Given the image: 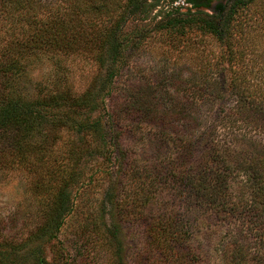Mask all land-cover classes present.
<instances>
[{"label": "trees", "instance_id": "16d2710c", "mask_svg": "<svg viewBox=\"0 0 264 264\" xmlns=\"http://www.w3.org/2000/svg\"><path fill=\"white\" fill-rule=\"evenodd\" d=\"M150 1L162 0H0V20L12 24L4 33L10 38L0 41V158L6 154L11 162L23 168L30 165V170L40 179L35 193L51 198L47 205L38 203L40 223L31 234L38 237V245L24 250L26 257L35 259V264H48L43 256L44 248L58 238L63 221L73 208L72 190L83 184L82 166L85 168L95 160L101 165L89 171V183L98 184L103 178L112 184L103 200L100 226L106 227L117 257L122 256L123 249L118 227L107 222L110 210L111 215L116 216L117 212L125 219L143 221L146 227L149 252L138 257L135 264H199L198 260L202 259L192 255L194 251L187 242L188 215L145 212L164 182L163 165L156 163L145 176L128 166L113 171L112 147L102 117L96 115L111 94L125 59L123 30L129 18L146 10ZM171 1L173 4L180 0ZM185 1L192 5L191 10L198 12L193 14L189 10L182 17L169 14L155 31L174 42H178L179 36L185 38L196 31L214 37L225 48L228 68L232 70L235 66L240 73L230 72L227 77L222 75V69L202 76L193 73L184 81V87L195 85L199 98L208 97L214 106L222 109L228 100L234 99L235 105L229 113L238 118L237 122L240 120L264 134V96L250 85L251 78L258 82V76L239 68L245 63L246 51H237L236 41L243 39L246 48L254 41L251 33L255 27L244 25L242 18L248 21L247 9L255 0H232L227 7L219 3L213 14L202 9L211 8L214 0ZM84 53H89L101 69L109 71L106 78H96L83 95L76 96L63 88V80L52 88L41 87L31 100L18 90L17 81L29 74V62L33 59L47 54L54 58ZM218 66L216 63L215 67ZM194 107L183 104L177 114L186 118L195 112ZM139 115L163 124L150 111ZM62 129L75 134L80 141L69 144V150L60 153L54 145ZM37 135L40 140L33 141ZM235 138L226 147L211 139L200 156L193 157L191 150L183 153L184 157L190 155L187 169L191 171L193 167L191 172H184L185 212L189 214L197 207L214 223L238 222L240 231L234 232L222 247L221 264H264V143L246 135ZM238 176L242 181L234 188L232 182ZM125 183L126 188L122 187ZM123 188L128 192L129 214L121 209ZM22 246L14 237L0 234V264H17L14 255L22 251Z\"/></svg>", "mask_w": 264, "mask_h": 264}, {"label": "rangeland", "instance_id": "374dc122", "mask_svg": "<svg viewBox=\"0 0 264 264\" xmlns=\"http://www.w3.org/2000/svg\"><path fill=\"white\" fill-rule=\"evenodd\" d=\"M232 2L214 0L211 8L202 11L213 14L217 4L223 3L227 7ZM145 8L142 13L127 20L122 34L125 59L114 79L111 94L96 115L102 117L107 141L112 147L115 160L113 171L128 166L145 176V172L149 173L156 163L163 165L164 182L145 212L188 215L190 235L187 242L194 251L192 255L195 258L202 257L198 260L199 264H221L222 247L234 236V232L240 231V226L232 220L209 221V216L203 215L204 212L197 207H193L189 214L185 212L187 202L182 192L185 188L184 172H191L193 167L191 171L187 169L190 155L184 157L183 153L191 150L193 157L203 155L208 148V141L213 138L225 147L233 144L235 136L237 139L241 135L264 143V134L240 120L237 122L238 118L229 113L235 105L234 99L228 100L222 109L221 106H214L208 97L199 98L195 93L198 90L195 85L184 87V81L190 79L193 73L202 76L208 72L215 74L219 69H222L221 73L225 77L231 75L230 72L240 73L235 66H232V70L228 68L224 59L225 48L214 37L196 31L185 38L179 36L180 41L175 38L178 42H174L155 31L169 14L182 17L189 10L193 14L198 11L191 10L192 5L185 0L173 4L171 0L158 3L150 1ZM247 11L248 21L243 18L242 21L244 25L255 27L251 33L254 41L246 48L243 44L247 45V42H242L241 35L239 38L242 41L236 40L239 42L237 51H246L245 63L239 68L257 74L258 82L248 76L252 81L250 85L263 97L264 0H255ZM10 23L6 19L0 20L2 42L10 38L4 34L10 29ZM185 39L187 41H183ZM188 41L195 43L194 46ZM88 54L54 58L47 54L33 59L29 62V74L17 81L18 90L31 100L41 87L52 88L63 80V88L70 89L76 96L83 95L96 78H106L109 71L101 69ZM216 63H219L217 68ZM183 104H192L195 112L180 118L177 113ZM142 111H150L153 117L161 118L163 124L156 119H142L139 115ZM58 136L54 147L60 153L68 151L69 144L80 141L79 137L64 129ZM39 140V135L33 139ZM3 156L0 158V234L14 237L23 245L22 251L14 255L17 264H35V259L26 257L24 250L32 249L31 245H38V237L31 236L40 223L38 203L42 201L41 204L47 205L51 203V198L35 193L40 179L38 174L30 170V165L23 168L11 162L6 154ZM100 165L95 160L85 168L82 166L83 184L79 183L72 190L73 208L65 217L58 238L44 248L43 256L48 264H135L138 257L149 252L143 221L125 219L117 212L116 216L111 215L110 210L107 222L111 227H118L123 249L122 256L117 257L115 247L109 242L106 227L100 226V212L111 181L98 175V184L89 183V171ZM241 181V176L236 177L232 182L233 187L237 188ZM125 188L122 189L124 203H121V209L129 214L131 208Z\"/></svg>", "mask_w": 264, "mask_h": 264}]
</instances>
